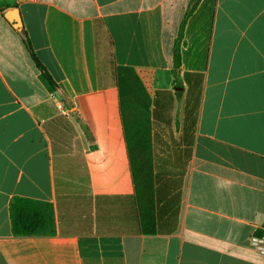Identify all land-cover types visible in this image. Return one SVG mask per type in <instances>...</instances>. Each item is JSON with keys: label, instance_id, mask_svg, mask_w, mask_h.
<instances>
[{"label": "crops", "instance_id": "1", "mask_svg": "<svg viewBox=\"0 0 264 264\" xmlns=\"http://www.w3.org/2000/svg\"><path fill=\"white\" fill-rule=\"evenodd\" d=\"M192 2L0 0V264H264V0Z\"/></svg>", "mask_w": 264, "mask_h": 264}, {"label": "trees", "instance_id": "2", "mask_svg": "<svg viewBox=\"0 0 264 264\" xmlns=\"http://www.w3.org/2000/svg\"><path fill=\"white\" fill-rule=\"evenodd\" d=\"M199 0H193L190 8L187 11L186 17L189 16L195 9ZM20 32L23 36L24 44L29 51L32 60L34 61L36 67L45 77V79L52 85L53 88L57 87V83L53 80L49 72L46 70L42 62L39 60L34 52L31 45L30 39L27 32L22 27ZM180 66V54L179 45L176 43L175 47V67L176 69ZM36 202L26 199H16L11 207V217H12V228L16 235H32L40 233L45 226L48 224V220L45 218L42 211L35 207Z\"/></svg>", "mask_w": 264, "mask_h": 264}, {"label": "water", "instance_id": "3", "mask_svg": "<svg viewBox=\"0 0 264 264\" xmlns=\"http://www.w3.org/2000/svg\"><path fill=\"white\" fill-rule=\"evenodd\" d=\"M4 15L11 22V24L14 26V28H16V29L22 28V20L20 17L19 10L17 8H13V9H10L8 11H5Z\"/></svg>", "mask_w": 264, "mask_h": 264}, {"label": "built area", "instance_id": "4", "mask_svg": "<svg viewBox=\"0 0 264 264\" xmlns=\"http://www.w3.org/2000/svg\"><path fill=\"white\" fill-rule=\"evenodd\" d=\"M251 244L258 252L264 254V234L254 235L251 238Z\"/></svg>", "mask_w": 264, "mask_h": 264}]
</instances>
